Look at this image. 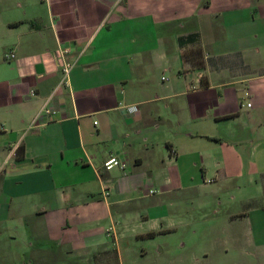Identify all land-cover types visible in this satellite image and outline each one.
<instances>
[{
    "label": "crops",
    "instance_id": "obj_1",
    "mask_svg": "<svg viewBox=\"0 0 264 264\" xmlns=\"http://www.w3.org/2000/svg\"><path fill=\"white\" fill-rule=\"evenodd\" d=\"M246 180L264 208V0H0V264H186L144 241Z\"/></svg>",
    "mask_w": 264,
    "mask_h": 264
},
{
    "label": "rangeland",
    "instance_id": "obj_2",
    "mask_svg": "<svg viewBox=\"0 0 264 264\" xmlns=\"http://www.w3.org/2000/svg\"><path fill=\"white\" fill-rule=\"evenodd\" d=\"M206 183L207 185L202 187L201 207L196 208L195 212L192 208L186 210L188 215L203 219L202 224H182L176 233L156 236L154 241L145 240L144 244L149 242V248L155 249L154 254L162 248L161 253H158L162 256L184 257L186 264H264V245L260 244L264 243V208L258 206L263 189L259 180L235 182L241 185V189L233 191V188L228 186V193L223 185L218 194L222 202L220 206L216 205L217 195L211 192L215 184ZM241 198H250L249 205L248 202L242 204ZM248 207L252 209L253 224L247 225L245 229L241 224H230L228 242L216 241L214 233L223 237L228 225L210 224L219 216L214 213H223L228 209L247 210ZM249 236L253 240L250 241Z\"/></svg>",
    "mask_w": 264,
    "mask_h": 264
},
{
    "label": "built area",
    "instance_id": "obj_3",
    "mask_svg": "<svg viewBox=\"0 0 264 264\" xmlns=\"http://www.w3.org/2000/svg\"><path fill=\"white\" fill-rule=\"evenodd\" d=\"M69 68H70V63L64 62L63 65H62V71H63L64 79L67 77ZM31 93L34 94L33 91ZM126 109H127L128 112L137 111V107L135 105L126 106ZM39 113L50 115V114H54L55 111L50 109L48 106H43L40 109ZM114 166H119V167L123 168V166H124L123 161L120 158H118V157L111 156L107 160H105L104 163H103V167L106 170H109V169H111ZM105 194L106 195L108 194V192L106 190H105Z\"/></svg>",
    "mask_w": 264,
    "mask_h": 264
},
{
    "label": "trees",
    "instance_id": "obj_4",
    "mask_svg": "<svg viewBox=\"0 0 264 264\" xmlns=\"http://www.w3.org/2000/svg\"><path fill=\"white\" fill-rule=\"evenodd\" d=\"M149 235H153V232L149 233Z\"/></svg>",
    "mask_w": 264,
    "mask_h": 264
}]
</instances>
